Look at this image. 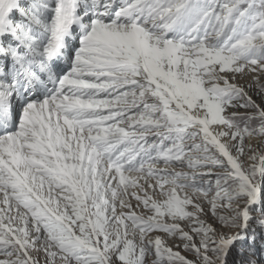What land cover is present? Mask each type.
<instances>
[{
    "label": "rangeland",
    "instance_id": "1",
    "mask_svg": "<svg viewBox=\"0 0 264 264\" xmlns=\"http://www.w3.org/2000/svg\"><path fill=\"white\" fill-rule=\"evenodd\" d=\"M10 1L0 0L1 19L9 16L1 23H30L33 31L49 36L55 1L21 0L13 8ZM83 2L97 9L89 12H99L94 19L88 13L90 21L108 29L102 38L88 27L87 43H75L69 53L71 63L61 78L75 79L82 92L66 96L80 98L85 107L80 115L67 116L89 131L86 141L110 170L153 182L120 190L124 219L115 222L107 208L109 193L87 175L69 168L38 173L43 181H35L31 192L39 195L25 198L12 194L18 187H11V177L19 171L7 175L1 168L0 216L5 217L0 220L13 225L7 208L25 205L43 232L37 238L28 233L27 248L3 239L7 230L0 229V264H264V0ZM19 31L15 36L26 43ZM5 35L9 42L14 38ZM86 44L108 58L100 64L98 54L85 53L87 65H96L83 71L73 63L88 50ZM4 45L10 54L13 47ZM140 60L193 117L149 81ZM52 91L41 92L38 102ZM22 112L11 132L28 135V159H54L51 146L39 142L41 122L23 129ZM204 126L216 141L207 138ZM244 188L259 189V197L237 193ZM43 200L58 207L50 211ZM105 225L112 230L104 234Z\"/></svg>",
    "mask_w": 264,
    "mask_h": 264
},
{
    "label": "bare ground",
    "instance_id": "2",
    "mask_svg": "<svg viewBox=\"0 0 264 264\" xmlns=\"http://www.w3.org/2000/svg\"><path fill=\"white\" fill-rule=\"evenodd\" d=\"M20 1L21 0H11L8 5H10V7L13 8L15 6V3H16V7H18V4H20L19 3ZM53 1H55V3H56V5H55V7H56L55 12L57 15V17L55 18L56 22L54 24H52L51 26H47V28H49L50 35L52 37H54V40L60 36L62 30L66 31L67 29L70 28L72 17H76V18L78 17V22L79 23H85L87 25V27L93 26L92 28L94 29V35H96V36L101 35V34L103 36L104 32L108 29L105 24H102L101 22H99L97 20H95L94 22L90 21L91 16L93 14L98 15L99 12L94 11L93 14H90L91 16H89V14H88V13H90V12H88L89 7L93 8L95 10H97V9L95 7H92V5H87V8H85L84 7L85 5L83 4L84 3L83 0H70V2L72 3V4H70L71 5L70 8L67 6L66 0H63V2L61 4L58 3L59 2L58 0H53ZM96 1L98 2V0H96ZM80 9L81 10L84 9L85 12H83L82 14L79 15V14H77V11H79ZM23 10H25V9H23ZM101 14H102V12H101ZM103 14H105V13H103ZM1 17L2 16L0 14V22L5 17H9V16L5 15L3 19H1ZM10 19L11 18L7 19L8 23L10 22ZM18 21H20V20H18ZM41 24H42V22H41ZM16 26H18V29L23 30V27L21 25L16 24ZM54 26H55V28L53 29ZM112 29H115V28H112ZM6 30H7L6 25H3V26L0 25V34L4 33V31H6ZM111 31H113V30H111ZM5 38H10V37L5 35L4 39ZM88 38H89L88 34H86L85 36L80 37V38L76 37L75 39H77V41L69 43V47L71 48L74 46L75 43H79V42H82L83 44H85V43H87ZM102 38H104V36ZM78 40H80V41H78ZM27 41L32 42V43H36V42H38V39H37V37H31L30 35H28ZM49 45H50L49 42H46L45 44H40L39 46L37 45L38 46L37 48H35V44H33L32 46H27V47L28 48L33 47L34 49L39 50L37 52H41L40 50H43V49L47 50L50 47ZM92 45L93 44H89V46H88L86 44V46H88L87 47L88 50L85 51L84 53L81 50L80 53H78L81 57L74 58L75 61L73 64H75V65L78 64L79 66H81L79 68V70H83L84 68L89 67L90 65H92V66L96 65V62H95V64H90L88 66L87 65L88 63L84 61L85 53L91 54V56H92V54H98L97 52H95V49L91 47ZM24 49H26V48L24 47ZM71 49H73V48H71ZM71 49H70V54H71ZM103 54H104V52L103 53L99 52L98 56L95 57V59L98 60L100 64H101V61L104 60L103 57L108 58L107 56H104ZM64 56H65V60H67V59L69 60V56L67 57V54H64ZM91 56L89 55V58H91ZM2 58L6 59V57H2ZM91 59L93 60V58H91ZM140 64L143 66V69L147 72V74L149 76V81L152 82L157 88L165 91L168 94L169 99L174 101V103L176 104V106L180 110L188 113L189 115H191L193 117V115L188 112L186 107L175 98V96H174L171 88L169 87V85L166 84L165 82L159 80L155 76H153V74L148 70V68L146 67L145 63L142 60H140ZM66 68L67 67H64V69H66ZM1 85H4V84H1ZM79 85L80 84L75 79H72V78L60 79L56 88L53 87L52 89L50 88L48 91H46V92H49V91L53 90L51 93H49V94L47 93L46 96L44 94L45 99L42 100L41 102H38L39 97L42 94L40 92L30 91L29 93H27L23 96L19 95V94L15 95V93L8 91V89H9L8 85H6V87L4 89H2V91H0V98H6V101L11 103L12 107L14 106L15 109L18 106L19 107L23 106V104L25 103L22 113H24L26 117H23L22 123H21L22 124L21 126L23 127V129H27L28 125H30L36 119H38L41 122L40 123L41 124L40 131H42V136L40 137L39 142H41L43 145H45V144L47 146L50 145L52 148V150H51L52 153L50 151H49L50 152L49 153L47 151V148L46 149L42 148L40 150L44 153H49L51 156L54 157V159H51L50 157L45 158V159L44 158L42 159L40 157H33L36 160L33 158L28 159V157L26 156L27 154L24 153L25 144L29 145V142H27V140L25 139V137H27L28 135L27 134L25 135L24 131L18 133V135H17V133L10 131L7 134H5L4 136L0 137V169L1 168L5 169V172H7V175L13 174L14 173L13 171H15V170L19 171V174H21L19 176H21V178H19V176L12 178L15 175H13L11 177V180L14 179L12 183L10 182L12 184L11 187H14L15 185L18 187V190L12 194L14 196H16V195L17 196H23L25 198H30L32 196V194H34V195L37 194V193L31 192V191H32V185H33V183H35V181H37V180H39L40 182L43 181L40 178L41 176H38V173H47V172L48 173L49 172H51V173L52 172L53 173H63V172H66L65 171L66 168H69L72 171L76 170V171H78L79 174H82L84 177L86 175L88 177H90L91 181L95 185H97V186L102 185L105 188V190L109 193V194H106V196L108 197L107 208L110 210L109 211L110 215L115 220V222H118L119 219L120 220L124 219L123 212L125 211V209H124L125 200L123 198H120V193L122 192V191L120 192V190H123V192L125 193V192H127V189H130V188L134 189L135 185L137 183L138 184L146 183L148 185L150 182H151L150 184H152L153 181H152V179H148V178L145 179L144 177L141 178L140 175H138V174L128 173L129 171L128 172L126 171L125 173L119 172V174L115 173L112 170H110L109 166L107 167V165L105 163H103V161L98 159V156H100V154L98 153L97 149L94 147V145L90 146L89 141H86V138L91 136L89 134V131H85V130H81V129L79 130L78 127L76 128L77 122H74V120H72L71 118H69L67 116V115L74 116L77 114L80 115V112L82 110L81 109L82 106L85 107V105L80 100V98L71 99L68 97V96L75 95L74 93L81 94L82 90L79 89V87H80ZM77 86H79V87H77ZM84 92H86V91H84ZM29 94H31V96H29ZM66 95H68V96H66ZM60 96H62V97H60ZM75 97H77V96H75ZM201 121L203 122V120H201ZM37 123L39 124V122H37ZM34 125H35V121H34ZM39 125H38V127H39ZM45 125H46L47 129H43V127ZM206 126H204L202 128V130L205 132V134H207V138L209 140H215L216 141V137L214 136L212 131ZM29 127H31V126H29ZM55 131H57V132H55ZM28 133L30 134V132H28ZM22 139H24V140H22ZM30 149H27V150L31 151ZM32 149H36V148H32ZM36 150H38V149H36ZM26 152H28V151H26ZM58 156H59L60 160H62L63 162L59 160ZM84 161H86V162L88 161L90 164H95V165L93 167H90V166L88 167V166L84 165ZM2 182L3 181L1 180V177H0V185ZM3 184H5V183H3ZM4 187L2 189L0 188V190L5 189ZM239 190L240 191H238L237 193H239V194L242 193L244 195L247 194V196H249L250 199L254 200V199L259 197V189H254V190L249 191V190L244 188V189H239ZM3 191H5V190H3ZM9 192H6V193L9 194ZM10 194H11V192H10ZM38 195L39 194H37V196ZM44 198H47V197H44ZM260 200L261 199L259 198V201ZM12 201H14V199ZM43 201L46 204V207L50 211H53L54 208H52V206H54V204L58 203V202H53V201H49V200H43ZM7 204L9 205V203H7ZM14 204H13V206H14ZM22 205H23V203H22ZM24 206L25 205H23V208L17 207V206H16V208L15 207L12 208L11 206H10L11 208L8 207L7 208L8 215H10L12 218H15L16 223H14L13 225H9L7 222L5 223L4 221L0 220V229H2L4 227L7 230L6 238L4 237L3 239H6L8 242L21 241L23 243H26L24 245L27 248H29V247L31 248V243H30L31 240L27 239L28 235L30 234L31 237L37 238V237L41 236L40 234L43 231L40 229V232H39V229L37 228L38 226L36 227V225L33 224L34 220H32V219L35 218V214L26 210V208ZM56 206H57V204H56ZM54 214H56L58 216V218L64 219V214H60V212H57ZM3 216L5 217V215L3 214L2 216H0V219ZM10 218H8V219L10 220ZM125 221H126V219H125ZM113 224H114V222H113ZM37 225H39V223ZM117 225H118V223H117ZM109 230H112V228L108 229V226H106V225L103 226V228L101 229L102 233H104V234L107 233ZM116 232H117V235L120 234L118 231H116ZM120 237H121V235H120ZM132 238H136V237H132Z\"/></svg>",
    "mask_w": 264,
    "mask_h": 264
},
{
    "label": "trees",
    "instance_id": "3",
    "mask_svg": "<svg viewBox=\"0 0 264 264\" xmlns=\"http://www.w3.org/2000/svg\"><path fill=\"white\" fill-rule=\"evenodd\" d=\"M210 124H213V122H211V121H208Z\"/></svg>",
    "mask_w": 264,
    "mask_h": 264
}]
</instances>
